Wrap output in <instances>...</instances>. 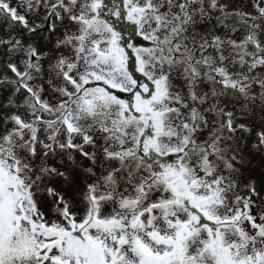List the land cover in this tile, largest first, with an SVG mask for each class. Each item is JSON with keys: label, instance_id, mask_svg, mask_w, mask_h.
<instances>
[{"label": "snow or ice", "instance_id": "6c2138e0", "mask_svg": "<svg viewBox=\"0 0 264 264\" xmlns=\"http://www.w3.org/2000/svg\"><path fill=\"white\" fill-rule=\"evenodd\" d=\"M110 2L19 0L20 13L0 0L25 35L45 24L53 34L65 19L74 28L54 54L0 37V89L11 87L0 105V264H264V197L236 167L248 136L264 153V115L255 132L244 122L264 112V0H251L253 12L226 0ZM41 6V22L30 21ZM106 12L149 45L124 43ZM58 155L68 166L49 163ZM77 169L91 181L82 190Z\"/></svg>", "mask_w": 264, "mask_h": 264}, {"label": "rangeland", "instance_id": "374dc122", "mask_svg": "<svg viewBox=\"0 0 264 264\" xmlns=\"http://www.w3.org/2000/svg\"><path fill=\"white\" fill-rule=\"evenodd\" d=\"M226 2H227V0H226ZM228 3H230V2H228ZM13 6L17 7L18 12H20V13L24 12V9L19 7V0H13ZM230 6H231V3H230ZM231 8L232 9L236 8V9H239V10L244 11V12H253L251 0H233V4H232ZM37 11L39 13L38 16L34 17L33 15L29 14L28 18L30 21L35 19L36 23H40L41 18L45 14L46 10L43 6H41ZM2 19H3V17L0 16V37L6 38L9 34H12V35H15L17 38L22 39L26 42H32V43L36 44L42 52L48 51L49 53H53V54H54V43H55L57 38L62 37V35L65 31V27L67 26L68 28H71V30L74 31V28H72V26L69 24L68 20L65 19L63 22V25H61V24H59V22H57L58 26H57L56 32L53 34H50L47 31V28H45L46 30L41 35L38 33H36L34 36L33 35H25L21 32V30L18 27L9 28V23H7L6 20L3 21ZM194 19L199 20L200 17L197 16V17H194ZM214 23H215V21L213 20L212 24H214ZM204 24H206V25L202 26V27H201V25H198L199 31L203 32L205 29L210 27L208 22H205ZM216 33L217 34H224L223 29H220V28L216 29ZM241 34H242L241 31H238L235 33L234 36L237 35V39H240ZM45 37H49V38L45 39ZM260 38L262 40H264V34H262ZM60 51L67 54L65 49H60ZM8 58H9V54L7 53L6 46L0 47V66H2L4 64V62L6 60H8ZM12 60L19 64L20 56L19 55H13ZM43 63L46 67L48 64V60H45ZM261 70H262V72H264V68H261ZM5 71H6V69H2V67H0V75H3ZM7 75L11 76L12 74L10 72H7ZM173 75L175 76L176 74L173 73ZM49 78L50 77L47 75V73H45L44 79L47 80ZM54 83H58V81H54ZM45 87L47 88V84H45ZM253 91L256 92L257 96H258V93H259L258 87H255L253 89ZM10 92H11V87H8L7 90L0 89V105H2L6 101V98L8 97ZM45 95H48V94L45 93ZM19 99H22V96L18 97V100ZM226 103H227V101H226ZM233 103H235L236 108L237 107L239 108L240 105L243 104L240 101L233 102ZM259 104H260V100L257 98L255 101V105L258 106ZM9 111H16V109H9ZM23 111H24L23 108L19 109V112L23 113ZM254 112H255V115H253V117L251 119L244 121V122L248 123L253 128V130L255 132L256 129H259L261 127L259 117L261 115H264V112H262L259 107H255ZM209 119H211V117H209ZM61 140H63V137H61ZM252 143H253V136H248L247 137V143L244 147V155L246 157V161L243 164H237L236 167L241 169V174H242L241 179L242 180H247L248 178H251V179H254L256 181L257 189L260 191L261 197H264V153L252 150V148H251ZM85 150L86 151H92L93 149L90 147H87ZM59 158L60 157L58 155L56 159H50L49 163L52 165H55L61 169L68 166V162L66 160H65L64 164H57L56 161ZM76 160L83 167L91 166L90 162L86 159L81 158L79 156V154H76ZM105 166L107 167V165H105ZM95 171L97 172V174H99L100 168L96 167ZM76 176H77V181H76V188L77 189L82 190L85 182H91L90 180H86V177L84 176V174L79 172V169L76 170ZM56 183H57V186H59V181H57ZM67 191L71 195L73 189H68ZM254 199H256V198H254ZM39 201H40L41 210L44 211L47 215H49L51 217V213L49 212V202H48L47 197L41 196L39 198ZM259 202L260 201H258V203ZM253 211H255V209H253Z\"/></svg>", "mask_w": 264, "mask_h": 264}]
</instances>
